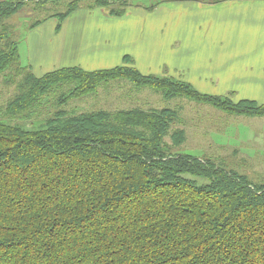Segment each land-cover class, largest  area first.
Segmentation results:
<instances>
[{
    "label": "trees",
    "instance_id": "1",
    "mask_svg": "<svg viewBox=\"0 0 264 264\" xmlns=\"http://www.w3.org/2000/svg\"><path fill=\"white\" fill-rule=\"evenodd\" d=\"M26 1L0 0V87L12 89L0 105V264H264V184L173 154L183 142L180 132L169 134L173 111L60 108L114 80L240 116L264 117V105L142 75L126 57L110 70L36 77L20 63L7 23ZM54 105L41 126L25 127Z\"/></svg>",
    "mask_w": 264,
    "mask_h": 264
},
{
    "label": "crops",
    "instance_id": "2",
    "mask_svg": "<svg viewBox=\"0 0 264 264\" xmlns=\"http://www.w3.org/2000/svg\"><path fill=\"white\" fill-rule=\"evenodd\" d=\"M148 10L113 17L79 8L59 28L42 23L18 45L20 63L41 77L66 68L110 70L126 57L142 75L264 105V0H175Z\"/></svg>",
    "mask_w": 264,
    "mask_h": 264
},
{
    "label": "rangeland",
    "instance_id": "3",
    "mask_svg": "<svg viewBox=\"0 0 264 264\" xmlns=\"http://www.w3.org/2000/svg\"><path fill=\"white\" fill-rule=\"evenodd\" d=\"M72 1L74 0H59L56 2L28 0L24 2L19 12L7 20L10 25L9 28L12 30L11 34L15 36L18 45L22 44L29 26L33 24L40 25L48 21L61 24L63 21L58 23L60 15L66 12L67 5ZM106 1L109 5L106 9L108 14L112 10L121 11V9L125 13L130 8H146L151 12L154 8L166 2H171V0ZM121 1L125 3V7ZM77 4L79 8H100L95 7V0H78ZM123 15H114L113 17ZM20 56L23 58V53L21 55L20 52ZM128 67L135 69L132 63ZM69 89L70 87L66 88L65 91ZM11 91L12 89L9 91L1 90L0 87V105L4 103ZM219 97L228 98L233 103L241 101L236 100L232 95ZM60 108L65 111L74 110L76 112H116L132 108L141 110L168 109L175 113L174 123L169 134L180 132V136L183 137L181 146L175 148L173 154L189 155L202 160H209L228 171L246 177L253 184H264V117L229 114L209 105L195 103L181 97L164 99L160 93L150 89L130 87L124 80L103 83L99 85L94 93L81 98L68 99ZM58 109L56 105L48 106L40 120H31L25 124V127L34 129L41 126L44 120L52 114L54 115ZM166 141H169V139H166ZM197 181L199 184L205 182L202 179Z\"/></svg>",
    "mask_w": 264,
    "mask_h": 264
}]
</instances>
